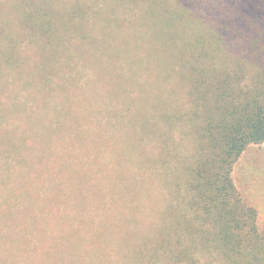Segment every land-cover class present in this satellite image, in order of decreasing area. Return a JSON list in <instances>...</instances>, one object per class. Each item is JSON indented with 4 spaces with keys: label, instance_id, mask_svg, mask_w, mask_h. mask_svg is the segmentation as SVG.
<instances>
[{
    "label": "rangeland",
    "instance_id": "1",
    "mask_svg": "<svg viewBox=\"0 0 264 264\" xmlns=\"http://www.w3.org/2000/svg\"><path fill=\"white\" fill-rule=\"evenodd\" d=\"M161 1L0 0V210L7 218L0 221V264H123L125 248L152 255L172 215L192 218L186 184L200 119L180 54L223 55L204 42L190 47L198 27L183 18L167 24L175 3ZM77 2L91 9L87 28L100 48L59 40L45 50H59L60 58L46 64L44 38L24 19L45 7L56 20L66 18ZM155 2L160 11L151 19L146 9ZM11 53L19 59L14 65L4 61ZM169 65L175 74L162 76ZM146 119L160 123L156 133L152 125L151 133L140 130ZM24 148L43 158L48 172L30 169ZM232 177L245 205L257 209L264 234V144L247 149ZM28 179L33 183H23ZM195 253L198 264H241L201 246Z\"/></svg>",
    "mask_w": 264,
    "mask_h": 264
},
{
    "label": "trees",
    "instance_id": "2",
    "mask_svg": "<svg viewBox=\"0 0 264 264\" xmlns=\"http://www.w3.org/2000/svg\"><path fill=\"white\" fill-rule=\"evenodd\" d=\"M173 1L176 10L170 18L166 17L167 24L175 23L171 18H183L190 25H196L198 41L190 47L194 49L204 42L209 48H221L223 55L220 50H185L180 54V60L187 67L183 71L189 81V91L196 95V117L200 119L196 129L200 141L197 160L186 184L190 193L188 207L193 216L186 218L180 213L174 220L172 215L173 221L157 233L152 255L145 249L141 253V249L125 248L120 253L121 262L198 264L195 250L201 246L203 251L217 253L226 261L264 264V234L259 229V213L256 208L245 205L232 177L236 163L247 149L264 144V0ZM159 2L153 3L149 12L146 9L151 19L160 11L157 10ZM90 10L87 4L77 2L66 18L56 20L57 13L47 7L25 17L26 29L44 38L41 57L46 64L54 65L60 58L59 50H45L59 40L77 38L84 46L100 48L101 43L87 28ZM169 11L164 10L168 15ZM57 21H62V25ZM182 33L186 35L187 31ZM89 52L98 53L97 50ZM121 57L114 55L111 59L119 62ZM4 58L10 65L19 61L12 53ZM69 60L73 62L74 58ZM162 69L157 68L162 76L170 77L176 72L175 65ZM160 117L163 123H170L168 115ZM145 122L139 125L140 130L151 133L153 121L151 125L148 119ZM159 126L160 123L152 125L154 133ZM24 149L22 157L30 169L40 175L48 172L43 158L39 160ZM18 164L27 167L21 161ZM27 182L33 183L31 179L23 183ZM0 212V221L7 220ZM185 236L192 243H184Z\"/></svg>",
    "mask_w": 264,
    "mask_h": 264
}]
</instances>
